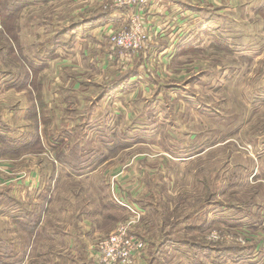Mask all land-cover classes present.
Returning a JSON list of instances; mask_svg holds the SVG:
<instances>
[{
    "label": "rangeland",
    "instance_id": "obj_1",
    "mask_svg": "<svg viewBox=\"0 0 264 264\" xmlns=\"http://www.w3.org/2000/svg\"><path fill=\"white\" fill-rule=\"evenodd\" d=\"M21 1L0 0V76L30 77L26 113L36 116L26 128L42 127L45 142L33 146L42 160L27 162L24 176L43 185L40 207L16 227L9 212L32 208L36 189L26 200L18 189L9 196L23 173L0 174V264H93L88 249L130 218L146 246L134 264H264V0L231 44L203 36L196 49L192 31V47L175 49L166 66L149 55L153 40L128 53L106 33L90 45L78 26L111 0ZM131 17L105 29L127 28ZM52 30L67 56L56 49L49 65L28 70L27 56ZM16 90L3 96L14 113ZM197 241L248 250L209 256Z\"/></svg>",
    "mask_w": 264,
    "mask_h": 264
},
{
    "label": "crops",
    "instance_id": "obj_2",
    "mask_svg": "<svg viewBox=\"0 0 264 264\" xmlns=\"http://www.w3.org/2000/svg\"><path fill=\"white\" fill-rule=\"evenodd\" d=\"M95 1L97 2V0ZM106 1L107 0H105V2L104 0H99V6L101 3H106ZM19 2L24 4V2L21 0H19ZM256 2V0H147V3L141 6V8H111L98 11V13L94 16L83 20V22H81V27L78 26V29L89 31V36L92 38V44L90 43L92 47H94L93 45L96 43L101 46V44H104L103 34L105 33L106 27L113 28L124 21H126L125 23L127 24L129 16H131L133 12L138 13V15L144 20V24L148 29L150 36L149 42L152 40L156 42H153L151 47L152 51L149 55L151 57L156 55L158 59L160 58L159 60L162 63L161 65L166 66L168 64L167 60L172 58L173 54H176L174 53L175 49H179L180 51V49L192 47V45L189 44V35L192 31L194 32L195 39L191 42L196 43V49L201 47L203 36L214 37V35H217L224 38L228 45L231 44L235 27L241 30L249 23H246L247 18H252L254 15L260 17V11L253 9L252 7V5ZM99 6L95 3V9L100 8ZM259 8L260 6L258 9ZM193 19L196 20L193 21ZM239 19H244L245 23L243 20ZM193 23H195V25L193 29L190 30ZM116 28L118 27L116 26ZM237 33H239V31H237ZM48 40H50V43H48ZM63 41V38L61 40H56L52 30L51 36H49L45 41L41 42L39 52L37 54H31L27 56V69L29 70V67L34 66V62L36 61L38 62L36 65L42 66V63H44L43 65H49L50 61L54 58L53 52L56 49L62 50V57L67 56L65 54H68V51L66 50ZM60 42L62 43L60 44ZM208 43L215 44L210 41H208ZM57 57L58 56H56V58ZM93 64L97 67L96 63ZM23 76L25 77L26 74ZM29 80L30 77L29 79L26 78L25 82L20 83L11 79V76L8 74L7 76H0L1 97L5 95H11V90L14 91L16 89L23 88L22 90H16L17 92H15L19 95L23 94L22 97L18 98H23V101L21 105L19 104L17 106V110H15L16 113L10 111L9 103L6 102L5 97L0 100V102L4 101L2 104L0 103V144L2 145V148H0V174H11V171L14 169L15 173L17 174L23 173V177L19 178V185L11 187L12 193H10L9 196L14 197V191L15 189H18L16 192L20 194L21 197H25L22 200H26L28 187L36 189L32 192L35 193L33 196L35 201L33 199L31 202L32 208H28L23 205L19 210H16L17 208H15L13 212H9V220L11 221L9 222L14 224L13 226L16 227H18V219H21L26 214L30 216L33 213H36L40 207V197L43 185V181L41 179L37 180L36 176L32 177L33 175L31 176L30 174L27 177L24 176V174L29 173L26 172L25 167L27 162L32 163L34 160H40L41 163L42 160V158L37 156V151L34 153L31 151L33 146L39 140L40 145L45 142L42 133V127L38 128V130H36L34 133L27 130L26 128V121L34 120L36 116L31 112L28 114L26 113V108L31 101L29 92H26V88L24 87L25 85L29 84ZM44 100L45 102L47 101L45 96ZM29 110L39 114V110H32L31 106ZM15 115H17L19 119L21 117V120L19 122L17 121L16 124L13 120L15 119ZM23 116H25V118H23ZM38 122L40 125L42 124L41 119L39 118ZM12 148H14V150H12ZM13 153H18L19 155L11 157L10 154ZM12 163H14L13 166H11ZM31 179L35 181L34 184L32 183ZM3 180H6L7 182L2 188V192L4 195H7L11 190V188L7 190L11 186V183L15 184L13 182L14 179L9 177L4 178ZM15 198L17 201H20V198ZM35 225H38L39 227L38 223ZM95 229L96 228L94 227L91 229L92 232H89L91 238L96 234L93 233ZM12 234L15 235L14 232ZM135 234L143 239L137 233ZM180 244H182V242H180ZM170 252V250L164 251L163 256L166 257L167 253ZM142 254L141 255L143 257L144 252Z\"/></svg>",
    "mask_w": 264,
    "mask_h": 264
},
{
    "label": "built area",
    "instance_id": "obj_3",
    "mask_svg": "<svg viewBox=\"0 0 264 264\" xmlns=\"http://www.w3.org/2000/svg\"><path fill=\"white\" fill-rule=\"evenodd\" d=\"M147 0H111L112 8H136L145 5ZM132 11V10H130ZM133 12V11H132ZM130 25L124 29L105 30L107 42L112 49L128 53L140 48L150 36L138 13L133 12ZM135 220L130 218L125 223H118L114 229L97 241L89 250L93 264H134L137 255L145 249V242L135 234ZM213 239H218L213 234ZM232 235L221 236L220 241H227Z\"/></svg>",
    "mask_w": 264,
    "mask_h": 264
},
{
    "label": "trees",
    "instance_id": "obj_4",
    "mask_svg": "<svg viewBox=\"0 0 264 264\" xmlns=\"http://www.w3.org/2000/svg\"><path fill=\"white\" fill-rule=\"evenodd\" d=\"M12 4H14L13 3V0H9V2H8V6L9 7H11L12 6ZM16 4H17V6L19 7V3H17L16 2ZM21 5V4H20ZM16 6L14 5L12 8H15ZM14 10V9H13ZM16 10V9H15ZM253 35V34H252ZM251 36V35H250ZM219 39H221L219 36H216V38H214V42L213 43H215L217 40H219ZM222 39H224V38H222ZM224 41H225V39H224ZM62 42H60V44H61ZM215 45V44H214ZM24 71H25V69H24ZM12 150H14V148H12ZM202 243V244H201ZM195 246L197 247V248H199V249H202L203 248V250L204 251H206L205 249H209V251H207L208 252V254H209V256H212L213 254L214 255H216V256H219V255H221V254H225V256L227 255V254H233V256H237L238 254H239V252H245L246 250H248L247 248L248 247H243V246H216L214 249H212V248H210L209 246H206L205 244H203V242H200V241H197L196 243H195ZM227 247V248H226ZM216 251V252H215ZM225 251V252H224ZM206 252V253H207Z\"/></svg>",
    "mask_w": 264,
    "mask_h": 264
}]
</instances>
